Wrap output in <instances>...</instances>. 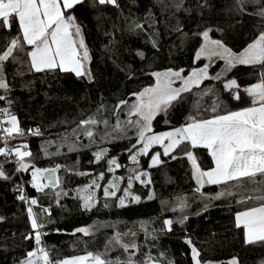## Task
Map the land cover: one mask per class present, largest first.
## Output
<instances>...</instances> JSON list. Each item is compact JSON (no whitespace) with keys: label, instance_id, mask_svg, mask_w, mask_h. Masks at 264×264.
Returning <instances> with one entry per match:
<instances>
[{"label":"trees","instance_id":"16d2710c","mask_svg":"<svg viewBox=\"0 0 264 264\" xmlns=\"http://www.w3.org/2000/svg\"><path fill=\"white\" fill-rule=\"evenodd\" d=\"M174 2L118 0L120 6L117 8L96 4L94 0H82L81 4L75 6L71 14L81 25L89 50L91 81L58 70L31 72L26 62L11 59L5 62L4 72L10 86L8 96L12 103L9 105L0 101V105L17 117L19 126L25 130V135L16 141L28 145L32 156L27 161L39 168H51L57 164L64 167L57 172L62 180L58 188L37 192L29 184L30 169L16 173L15 164L10 160L5 163L4 157L0 156V165L9 176L7 180L0 178V216L5 218L0 222V264H18L26 252L36 246L34 237L24 239L31 229L26 206L16 198L22 186L28 198L38 201L32 207L46 225L41 239L52 259L82 255L85 251L104 253L105 243L114 231H135V241L140 245L136 257L139 260H143L144 253H150L153 258L161 259L162 264H168L169 260L175 264H191V251L184 243L187 237L199 250L202 261L228 264L236 257L238 264L264 263V244H244L242 228L235 227L234 214L244 207L237 205L235 198L212 200L207 211H201L203 204L209 202L194 191L197 185L192 179V165L182 151L175 153V160L162 156L164 163L152 168L148 167L150 155L141 156L138 167L149 173L147 179L150 183L142 185L134 181L130 192L141 199L132 203L129 198L124 206L116 207L118 197L124 194L123 190L127 187L129 169L137 167L130 164L127 151L135 143L134 131L130 129L127 133L131 140L115 138L119 134L112 132L111 126L116 123L117 115L121 122L126 120L124 112L127 108L122 106L123 110L116 109L117 102L121 99L129 102L134 98L131 93L152 84L154 78L150 73L153 71L183 68L186 75L191 68L202 66V60L193 64V59L201 42L199 33L205 29H210V37L221 40L233 52L241 51L260 31H264V20L251 14L254 11L252 7H248V14L231 11L234 0H208L210 6L202 10H197L195 6L203 3V0H184L179 10L173 6ZM135 24L142 27L137 29ZM16 31L17 26L13 25L11 34L14 35ZM5 37L6 30H0V53L7 43ZM138 51L144 54L143 59L137 55ZM16 55L24 60L22 54ZM222 65L221 61L214 63L209 69V77L201 82L200 88L185 93L184 99L168 111L167 124L164 114L159 113L152 122L153 132L180 126L194 110V102L204 89H213L230 109L249 104L250 99L243 93L239 103L232 101L229 93L223 91V81L235 78L243 88L259 81L264 68L259 65H237L220 81L212 79L222 70ZM0 94H3V90H0ZM200 103L201 112L207 114L205 109L211 105V97L202 98ZM89 117L101 121L93 126L94 144L83 136L84 129L77 127L80 120ZM105 119L109 121L108 127L102 123ZM37 128L40 135L27 134L28 129ZM73 129L80 135L78 143L74 145L76 150L70 152L64 137L67 135L69 141L77 140L72 134ZM12 146L16 147V143H12ZM42 146L53 155H45ZM98 148L107 149V157L115 156L121 167L109 173L106 159L92 163V153ZM159 150L158 146H154L150 152ZM193 153L201 168L211 166L206 149H194ZM69 168L91 175H75L66 170ZM100 172H104V178L97 181L101 185L94 193L97 204L91 211H82L77 189L88 184ZM115 177L123 179L118 181L117 196L108 198L109 206L105 207L102 186ZM245 185L247 188L257 186L247 181ZM219 190L216 185L207 184L200 189L205 196ZM149 191L152 193L150 199ZM57 192L61 193L59 203ZM63 192L68 195L64 196ZM179 198L188 204L184 210L188 219L183 225L177 223L180 213L173 211ZM257 203L249 201V205ZM44 208L49 212L44 213ZM164 219L173 221L170 232L159 231L163 228ZM141 224H146L149 231L157 229L153 233L156 238L146 241ZM89 225L94 226L90 236L72 232L76 227ZM117 256L125 258L119 248L107 251V258L114 260Z\"/></svg>","mask_w":264,"mask_h":264},{"label":"snow or ice","instance_id":"6c2138e0","mask_svg":"<svg viewBox=\"0 0 264 264\" xmlns=\"http://www.w3.org/2000/svg\"><path fill=\"white\" fill-rule=\"evenodd\" d=\"M82 3V0H0V30H6L7 43L2 53H0V101L11 105L12 101L8 96L10 86L7 83L4 72L5 62L12 61L26 62L31 72H67L74 73L77 78H86L89 81L93 79L91 71L86 69L85 65L90 61L89 50L85 45L82 35L81 25L76 17L71 14L75 6ZM99 5H112L119 7L118 0H94ZM184 0H175L174 7L181 9ZM208 0L203 3H197V10L208 8ZM248 7L254 11L252 15L258 16L264 20V0H234V7L231 11L239 14H248ZM189 11L188 9H184ZM17 26V31L11 34V27ZM135 28L142 26L135 24ZM210 29H205L199 33L203 42L196 49L193 64L201 58L208 61L222 60L224 68L221 73L211 77L216 81L222 79V74L230 72L237 65L261 66L264 68V31L248 43L241 51L233 52L219 39L210 38ZM153 43V47H155ZM23 55L24 60L16 54ZM137 55L144 58L142 52ZM209 64L202 67L191 68L186 75L184 69L166 68L162 71H153L150 73L154 78V83L141 88L139 91L130 95L135 97L129 105L127 100H119L115 105L116 109L127 108L124 112L126 120L121 122L117 115L116 123L112 125V132L118 133L120 137H127L131 129L135 133V143L127 149L128 160L130 164L137 167L129 169L127 187L124 188V194L118 197L116 207L125 205L126 199L129 202H138L141 197L133 195L130 192L133 182L138 181L142 185H148L147 179L149 173L139 169V158L149 156L148 167L164 163L163 157L177 159L176 152L182 151L192 165V179L196 183L195 192L200 193L209 203H204L201 211H207L212 200L235 198L237 205H243V210L235 212V227L243 230L244 244L262 243L264 244V73L258 82L250 83L241 88L235 78L224 79L223 91L229 93L232 101L239 103L242 99V93L250 99L246 106L238 107L233 110L227 107L223 100H220L216 92L209 88L204 89L199 94V98L194 102V110L186 117L180 126H173L167 131L153 132L152 122L159 113L165 116V123H168V111L179 104L184 99V94L191 92L194 88H200L201 81L209 77ZM204 97H211L212 103L205 109L207 114L201 112L200 100ZM103 106V105H101ZM123 110V109H122ZM3 119H0V138L3 139L5 147H0V156L4 157L5 163H9L10 157H15V171H31V186L37 192H43L46 188H58L62 183L57 175L62 165H55L51 168H39L35 164H30L27 158L32 153L27 150V144H21L16 147H8L10 138L23 137L25 130L19 126L17 117L12 115L7 108H0ZM101 123L93 117L80 120L78 128L84 129L83 136L87 137L90 143L95 141V125ZM102 123L105 127L109 126L107 119ZM27 134L40 135L39 128L28 129ZM73 136L77 140L69 141L67 135L64 141L69 151L76 150L74 145L78 143L79 133L76 129L72 130ZM106 135H110L107 134ZM154 146H158L161 151H151ZM203 148L207 150L211 158V166L207 169L201 168L194 156L193 150ZM45 155H53L47 149L41 148ZM59 152V148H57ZM108 150L98 148L92 153L94 157L92 163L107 160V172L114 173L115 169L121 167L115 156L107 157ZM115 166V167H113ZM75 175H91L66 169ZM0 178L9 179L8 174L0 165ZM104 178V172L77 189L80 193L79 201L82 211H91L97 204L94 195L95 189L101 187L97 182ZM123 178L115 177L108 180L103 185V195L105 207H108V198L117 196L119 188L118 181ZM245 181L257 185L253 188H247ZM216 185L220 188L213 194L205 196L200 189L205 185ZM20 194L17 200L23 202L26 206L27 221L31 231L24 236L25 240L35 239V245L27 251L25 257L18 261V264H162V260L153 258L150 253H144L143 260L137 259V253L140 245L134 240L126 242L124 236L131 235L135 237L137 233H121L114 231L112 236L105 243V252L85 251L83 255H75L52 259L50 252L42 244V230L46 227L45 223L34 213L33 207L38 204L36 198H26L23 189H19ZM57 203H59L60 192H57ZM67 196V192H63ZM148 198H152L149 191ZM249 201L258 202L255 205H249ZM188 207L183 198H179L173 207V211H178L180 217L177 223L183 225L188 219L184 210ZM44 213L49 209L44 208ZM199 214V213H197ZM5 218L0 216V222ZM93 225L76 227L72 230L73 234L79 233L87 237L92 234ZM173 221L163 220V228L159 231H171ZM140 228L145 234V240L155 239L153 233L158 230L153 228L149 231L146 224H141ZM60 231V229H57ZM186 243L191 251V264H211V262L202 261L199 250L193 246L190 238L185 237ZM111 248H119L123 251L126 258L117 256L114 260L107 258V251ZM163 256V253H161ZM168 264H175L169 260ZM228 264H238L237 258L233 257Z\"/></svg>","mask_w":264,"mask_h":264},{"label":"rangeland","instance_id":"374dc122","mask_svg":"<svg viewBox=\"0 0 264 264\" xmlns=\"http://www.w3.org/2000/svg\"><path fill=\"white\" fill-rule=\"evenodd\" d=\"M211 38V37H210ZM212 39H214V38H212ZM203 42V40H202V38H201V42H200V44ZM194 57H195V54H194ZM200 60H202V62H203V65L204 64H209L210 66H209V69L214 65V63H216L217 61H221V63L223 64L222 65V69L224 68V61H222V60H213V61H208V60H206L205 58H201ZM90 62V61H89ZM89 62H87L86 63V65H85V67H86V69H88V65H89ZM202 65V66H203ZM202 66H200V67H202ZM162 71V70H161ZM222 72V70L219 72V73H221ZM226 75V73H223L222 74V78L224 77ZM207 79V78H206ZM155 82V81H154ZM153 82V83H154ZM202 82V81H201ZM258 82V81H257ZM134 99H135V97L132 99V100H130L129 101V105L134 101ZM165 131H167V130H165ZM158 132H160V131H158ZM16 139H18V137H15L14 139L13 138H10V141H9V143H11V146H12V143H16V146H19V145H21V143L19 142V141H16ZM2 141V140H1ZM2 144H3V142H2ZM3 147V146H2ZM13 147V146H12ZM27 150H29V149H27ZM159 151H161L162 152V150L160 149ZM14 158V160H15V157H13ZM9 160L12 162V163H14L12 160H11V158H9ZM113 167H115V166H113ZM14 169H15V165H14ZM21 172V171H20ZM17 173V172H16ZM19 173V172H18ZM31 177V176H30ZM30 181H31V179H30ZM30 181H29V184L31 185V183H30ZM27 198V197H26ZM127 201V200H126ZM124 240L126 241V242H132L133 240L135 241V238L134 237H132L131 235H127V236H124ZM136 242V241H135ZM83 255V254H82ZM126 258V257H125ZM262 264H264V263H262Z\"/></svg>","mask_w":264,"mask_h":264},{"label":"built area","instance_id":"2783aa9c","mask_svg":"<svg viewBox=\"0 0 264 264\" xmlns=\"http://www.w3.org/2000/svg\"><path fill=\"white\" fill-rule=\"evenodd\" d=\"M0 108H2L1 105H0ZM0 119H3V114H2V113H0ZM1 140H2V142H3V147H5L6 145H5V143H4V141H3L2 138H1ZM9 141H10V140H9ZM7 146H8V147H12V146H11V143H9V142H8ZM13 157H14V156H13ZM13 157H10V158H11V160L14 162L15 160H14ZM22 189H23L24 195L28 198V196H27V194H26V192H25V188H24V186H22Z\"/></svg>","mask_w":264,"mask_h":264},{"label":"crops","instance_id":"0c3cea01","mask_svg":"<svg viewBox=\"0 0 264 264\" xmlns=\"http://www.w3.org/2000/svg\"><path fill=\"white\" fill-rule=\"evenodd\" d=\"M233 220H234V223H235V214H234Z\"/></svg>","mask_w":264,"mask_h":264}]
</instances>
